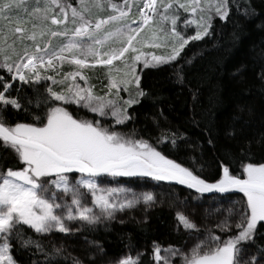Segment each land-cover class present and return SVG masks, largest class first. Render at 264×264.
<instances>
[{"label":"snow or ice","instance_id":"snow-or-ice-1","mask_svg":"<svg viewBox=\"0 0 264 264\" xmlns=\"http://www.w3.org/2000/svg\"><path fill=\"white\" fill-rule=\"evenodd\" d=\"M241 7L245 16L255 14L247 0L243 5L238 0H79L76 6L68 0L0 2V20L6 22L0 27V69L8 75V79L0 75V149L10 150L22 165L0 170V264H21L17 256L22 252L29 256L42 253L44 264H60L61 259L69 258L62 246L46 250L26 228L42 237L53 233L74 236L141 202L149 206L155 203L151 192H134L118 180L116 186H109V177L175 183L199 194L192 197L197 201L212 193L238 192L246 198L238 208L225 209L227 214L215 225L225 234L236 230L226 240L213 229H202L194 218L195 209L189 215L178 210L176 231L183 229L194 243L182 252L153 241L152 264H172L177 255L181 264H264L262 245H256V252L242 255V245L256 244L258 225L264 228V135L229 146L224 158L228 165L238 167L221 162L222 175L210 179L196 157L177 162L147 140L134 138L135 130L129 134L116 128L134 119L129 109L147 96L140 87L141 61L143 68L171 65L182 58L190 42L211 34L214 18L227 21L233 8L239 12ZM134 8L135 19L131 17ZM13 11L23 15H9ZM104 12L108 14L99 15ZM184 13L189 17L182 21L183 29L194 26L190 36L178 30ZM29 24L31 28L26 27ZM146 28L149 34L142 38ZM54 39L60 42L53 44ZM145 47L165 48L167 52L145 53ZM195 55L182 59L191 64ZM65 64L73 66L72 70L61 74ZM96 66L107 68V91L102 95L94 91L83 71ZM48 71L55 75L42 74ZM174 72L182 83L183 66L175 67ZM17 81L16 95H12ZM47 81L60 90L47 84L43 91L37 87ZM23 85L33 89V96L21 95ZM121 92L127 93V98ZM73 105L114 123L83 118L69 110ZM33 106L41 109L42 115L33 114ZM9 107L31 116L33 122L8 123L5 113ZM227 136L236 139L233 131ZM178 139L185 138L166 132L156 143H168L172 150L178 147ZM207 143L213 145V139ZM257 149L262 153L260 159L254 158ZM205 213L209 214L207 209ZM141 255L122 257L116 264H140ZM71 259L72 264H96L90 254L85 259ZM30 264L37 262L31 260Z\"/></svg>","mask_w":264,"mask_h":264},{"label":"trees","instance_id":"trees-1","mask_svg":"<svg viewBox=\"0 0 264 264\" xmlns=\"http://www.w3.org/2000/svg\"><path fill=\"white\" fill-rule=\"evenodd\" d=\"M120 1L113 0L116 3ZM68 2L78 5L77 0ZM238 2L243 5L246 0ZM247 2L255 9V14L245 16L243 7L239 12L233 8L227 21H221L218 17L213 19L209 36L201 41H192L185 47L181 53L182 58H192L196 54L191 64L184 63L181 58L171 65L138 67L141 73L140 87L147 96L129 109L134 119L125 125H116L117 130L129 134L135 130L134 138L147 140L169 158L177 159V162H186L189 157H196L198 162L204 164L203 174L210 179L222 175L221 162L226 166L238 167L235 164L228 165L224 158L225 150L229 146L245 143L253 138L259 139L264 135V80L261 79V74L264 73V0ZM5 23L0 20V27ZM26 27L31 28V25ZM56 41L54 39L53 44ZM181 65L184 76L182 83L177 81L174 72L175 67ZM87 70L104 74L107 72L104 66ZM64 72H68V68L63 67L61 74ZM99 73L92 75V82L99 81ZM42 74L55 75L52 71ZM0 75L8 79L5 70L0 69ZM17 84L18 81L13 84L12 95H16ZM45 84L52 86L54 90L58 87L51 85V81L42 82L37 87L43 91ZM25 93L31 97L33 89L23 85L21 95ZM69 110L74 114L78 112L79 116L86 119H99L102 124L114 123L111 118H101L76 105L70 106ZM30 111L35 115H42L41 109L34 106L30 107ZM5 115L10 124L33 122L31 116L11 107L6 110ZM228 131L235 132V140L227 136ZM166 132H176L185 139H178V147L169 150L170 144L156 143V138ZM209 138L213 139V145L207 143ZM261 155L257 149L254 158L260 159ZM5 166L22 167L10 150L0 149V170ZM185 166L190 164L185 163ZM152 193L156 200L151 206L142 203L118 212L115 219L105 220L93 229L84 228L74 236L53 233L42 237L27 228L25 231L33 239L41 240L46 250L53 245L62 246L65 249L64 255L69 258L61 259L60 264H72V256L85 259L86 254L94 256L96 264H111L120 257L134 258L138 252L142 253L140 264H152L153 241L162 248L169 245L184 247L187 244L189 238L184 230L181 229L179 233L176 231V212L184 198L198 195L186 186L170 182L155 185ZM204 197L209 200L211 195L204 194ZM224 198H234L240 203L245 201L242 193ZM227 238L224 235L223 240ZM255 241V245L242 246L253 253L256 252V245L264 246V228L259 225ZM97 245L103 248V252L99 251ZM17 259L21 264H30L31 260H35L37 264L45 262L42 253L29 256L22 252ZM174 264H181V258H176Z\"/></svg>","mask_w":264,"mask_h":264},{"label":"rangeland","instance_id":"rangeland-1","mask_svg":"<svg viewBox=\"0 0 264 264\" xmlns=\"http://www.w3.org/2000/svg\"><path fill=\"white\" fill-rule=\"evenodd\" d=\"M77 1L79 3V0H77ZM0 2H3V0H0ZM28 7L31 8V5H28ZM94 14L96 15L95 12H94ZM107 14H108L107 12L99 13L100 16L107 15ZM9 15H13V16L23 15V13L22 12L18 13L16 11H13L12 13H9ZM131 17L134 19L137 18L135 8L133 9V11L131 13ZM188 17H189V14L184 13L181 16V21L178 22V30H183L184 34L186 36H190L194 33V26H189L186 30H184L182 27V21ZM148 34H149L148 29L146 28L145 31L143 33H141V37L144 38ZM59 42L60 41L57 40L55 42V44L59 43ZM143 51L145 53H155L156 55H163V54H166L167 49H165V48L154 49V48L145 47V48H143ZM141 65H143V61L140 62V65H138V67H141ZM63 67H66V68H68V71H71L73 66L65 64ZM83 71H84V74L88 77V83L90 85L95 86L94 91L97 94L102 95L104 92L107 91V88H106V85L108 83L107 78H106L107 72L104 74V73H99V72H95V71H91V70H87V69H84ZM95 73H99V74H97V76L100 75V79H98L99 81L97 83L91 81L92 77H93L92 75ZM60 78H61L60 76L57 77V79H60ZM78 82L81 83V85L83 86V82L79 81V78H78ZM56 90L59 91L60 86H58L56 88ZM121 96L127 98V93L121 92ZM71 175L73 178L79 177V174H75V175L71 174ZM117 180L119 181V183L122 186L127 187V188H131L134 192H137V193H143V192H151L152 193V188L155 185H158L160 183V182L152 180L151 178H126V177L116 178V180H113V178L109 177L107 182L109 183V186H116ZM196 196H199V194ZM89 200H90V198H89ZM245 200H246V198H245ZM185 202H188L187 206H185ZM142 203L143 202H141L140 204H142ZM241 203L234 198H224V196H218V195H213V196H211V198L209 200H207L203 195V197H201L198 201L193 200L192 198H184L181 202V207L179 209H177V211L180 210V211H183L186 215H189V214H192V210L195 209L194 218H195L196 222L201 226V228L202 229H204V228L213 229L215 231V234L220 235L222 240H223L224 235L228 236V237L230 235H234L236 230L232 229L230 232L225 234V233L221 232L219 229H216L215 225L221 219H223V217L227 214L224 211L225 209H227L229 207H232L234 209L238 208ZM216 208H220L221 211L218 213L213 212V209H216ZM205 209L208 210L209 214L205 213ZM202 214H203V216H202ZM193 243H194V240L189 239L187 244L184 247H176V248H179L182 252H187ZM242 247L245 249V252L242 253L243 256H248L250 253H253V252L247 250L244 246H242ZM165 248H167V247H165ZM161 254L164 255L165 253L162 252ZM178 257L181 258L179 255H177L176 257H173L172 264H174L175 259ZM120 258H122V257H120ZM120 258L115 259L111 264H116V262Z\"/></svg>","mask_w":264,"mask_h":264},{"label":"water","instance_id":"water-1","mask_svg":"<svg viewBox=\"0 0 264 264\" xmlns=\"http://www.w3.org/2000/svg\"><path fill=\"white\" fill-rule=\"evenodd\" d=\"M235 193H238V192H233V193H224V194H220V193H212V194H208V195H218V196H229V195H232V194H235Z\"/></svg>","mask_w":264,"mask_h":264}]
</instances>
